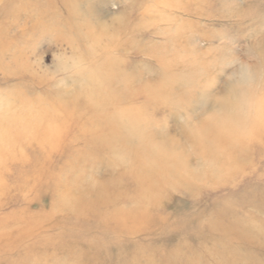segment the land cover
Segmentation results:
<instances>
[{
    "label": "rangeland",
    "instance_id": "rangeland-1",
    "mask_svg": "<svg viewBox=\"0 0 264 264\" xmlns=\"http://www.w3.org/2000/svg\"><path fill=\"white\" fill-rule=\"evenodd\" d=\"M0 264H264V0H0Z\"/></svg>",
    "mask_w": 264,
    "mask_h": 264
}]
</instances>
